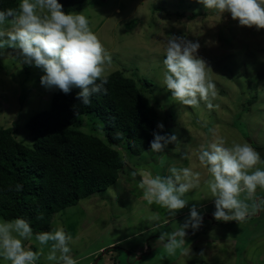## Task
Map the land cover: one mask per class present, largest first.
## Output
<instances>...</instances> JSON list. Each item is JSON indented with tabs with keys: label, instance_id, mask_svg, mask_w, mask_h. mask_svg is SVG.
<instances>
[{
	"label": "rangeland",
	"instance_id": "1",
	"mask_svg": "<svg viewBox=\"0 0 264 264\" xmlns=\"http://www.w3.org/2000/svg\"><path fill=\"white\" fill-rule=\"evenodd\" d=\"M80 8L63 11L82 12L89 19L111 56L106 75L122 71L137 82L159 112L163 128L158 127L157 133L177 137L179 144H173L180 158L176 164L164 161L159 165V159L152 156L127 158L116 187L54 215L52 229L63 227L73 237L72 257L78 264H264V207L243 221L215 219V198L206 184L210 174L197 158L200 146L207 147L216 139H224L227 147L247 142L264 151V29L241 26L230 13L207 9L200 0H91ZM178 12L184 15L178 17ZM194 12L201 15L194 17ZM173 35L200 44L197 55L212 69L217 91L212 102L218 107L209 110L203 101L195 108L182 105L162 85L165 48ZM43 75L42 68L25 62L20 49L0 48V127L13 128L28 146L33 145L29 120L51 109L57 89L42 85ZM100 125L97 119L84 118L75 128L101 136ZM123 148L119 150L126 158ZM168 148L167 156L176 161L170 153L174 147ZM185 152L191 161L183 158ZM171 166H191L200 173L198 186L185 194L187 206L174 216L157 203L145 205L140 187L148 174L171 175ZM256 167L264 169V163ZM256 196L264 199V190L258 188ZM201 205L205 209L199 211ZM193 206L202 223L198 229L188 227L184 244L170 255L165 248L167 236L163 240L160 236L185 224ZM0 221L6 220L0 216ZM35 236L23 243L40 254L36 264H55L46 259L49 246H41ZM114 246L118 250L102 254ZM145 247L137 255L143 259L136 260L134 250ZM0 264L10 262L0 256Z\"/></svg>",
	"mask_w": 264,
	"mask_h": 264
},
{
	"label": "clouds",
	"instance_id": "2",
	"mask_svg": "<svg viewBox=\"0 0 264 264\" xmlns=\"http://www.w3.org/2000/svg\"><path fill=\"white\" fill-rule=\"evenodd\" d=\"M200 2L222 15L230 13L241 26L264 29V0ZM5 46L20 49L26 63H34L44 70L42 85L58 88L65 94L74 87L81 89L78 99L83 104H89L93 94L107 92L104 86L108 79L107 66L111 64L110 54L92 30L89 19L82 12L65 13L58 0H20L18 9L0 11V48ZM199 48L198 42L173 35L165 48L161 83L180 104L195 108L203 101L211 110L218 107L212 102L217 97L216 85L210 75L212 69L197 55ZM158 127L163 128V124ZM212 131L215 135V130ZM153 135L152 152L163 153L168 144H179L175 135ZM225 144L224 139H216L207 147L201 145L197 158L210 174L206 184L215 198V219L243 221L264 207V199L256 196L258 188L264 190V169L256 166L264 161L247 142H233L230 147ZM183 158L191 161L187 152ZM169 172L171 175L167 177L146 175L140 187L149 204L155 202L174 216L187 206L189 201L185 194L198 186L200 173L191 166H171ZM21 189L22 185L18 184L17 190ZM202 219L193 206L185 224L173 233L161 234V240L165 236L168 238L165 248L170 255L184 244L186 229H198ZM32 236L30 222L24 218L0 221V256L10 264H36L40 254L26 248L23 243ZM35 239L41 246H49L48 261L78 264L71 255L73 237L63 227L37 233Z\"/></svg>",
	"mask_w": 264,
	"mask_h": 264
},
{
	"label": "trees",
	"instance_id": "3",
	"mask_svg": "<svg viewBox=\"0 0 264 264\" xmlns=\"http://www.w3.org/2000/svg\"><path fill=\"white\" fill-rule=\"evenodd\" d=\"M90 1L58 0L63 9H81ZM19 3L20 0H0V11L18 9ZM183 15L178 12V17ZM107 78L106 94H93L89 104L78 99L81 89L74 87L65 94L57 88L51 109L36 114L27 124L32 146L20 140L13 128L0 127V216L6 221L24 218L34 235L51 231L54 215L116 187L126 158L152 154L151 142L159 125L156 106L124 72L115 71ZM247 111L250 110L246 108L244 112ZM84 118L99 120L104 135L75 128ZM246 137L249 140V135ZM121 146L126 158L119 150ZM170 146L174 147L176 161L166 156L159 164H176L180 158L173 143L165 150ZM253 147L264 157L263 148L256 144ZM18 184L22 185L19 191ZM112 249L118 250L115 246L102 254Z\"/></svg>",
	"mask_w": 264,
	"mask_h": 264
},
{
	"label": "crops",
	"instance_id": "4",
	"mask_svg": "<svg viewBox=\"0 0 264 264\" xmlns=\"http://www.w3.org/2000/svg\"><path fill=\"white\" fill-rule=\"evenodd\" d=\"M176 149H177V147H176ZM172 152H173V151H170V153L174 155V152H173V153H172ZM153 154H154V156H153ZM149 156H152V159H153V158H155V159H156V158L159 159L158 162H160L161 160H165L164 158L167 156V150H165L163 153H155V152H152V154H151V152H146V153H144L142 156H140V158H138V159L140 160V159L148 158ZM162 157H163V158H162ZM126 159H127V158H126ZM126 159H125V164L127 165V161H126ZM134 159H136V158H134ZM134 159H131V160L134 161ZM158 164H159V163H158ZM111 189H112V188H111ZM107 192H108V191H107ZM143 200H144V202H145L144 204L147 205V206H149V205L155 203V202H153V203L149 204L147 200H145V199H143ZM155 204H156V203H155ZM203 206H204V205L199 206V207H198V210L200 211V210L205 209V208H203ZM201 208H202V209H201ZM187 214H188V213H187ZM175 218H177V217H175ZM152 228H155V227H154V226H153V227H150V228L147 229V231H149V230L152 229ZM130 237H132V236H130ZM126 239H130V238L127 237ZM126 239H125V241H126ZM118 242H119V241H118ZM138 247H139V245L136 244V247H135V248H138ZM146 248H147V247L143 248L142 251H140V250H134L133 256L135 257L136 260H138V259H140V258L143 259L142 255H141V256H137V255L140 254V253H144V252L146 251Z\"/></svg>",
	"mask_w": 264,
	"mask_h": 264
}]
</instances>
